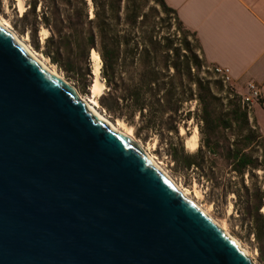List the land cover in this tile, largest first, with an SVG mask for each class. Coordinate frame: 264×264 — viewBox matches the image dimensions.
Returning <instances> with one entry per match:
<instances>
[{"label": "water", "instance_id": "obj_1", "mask_svg": "<svg viewBox=\"0 0 264 264\" xmlns=\"http://www.w3.org/2000/svg\"><path fill=\"white\" fill-rule=\"evenodd\" d=\"M0 264L253 262L0 25Z\"/></svg>", "mask_w": 264, "mask_h": 264}, {"label": "trees", "instance_id": "obj_2", "mask_svg": "<svg viewBox=\"0 0 264 264\" xmlns=\"http://www.w3.org/2000/svg\"><path fill=\"white\" fill-rule=\"evenodd\" d=\"M27 1L29 8L23 18H32V33L38 35L41 26L50 31L44 55L83 88L93 77L90 55H99L101 77L107 87L100 103L107 112L133 125L138 135L157 136L184 170L203 176L205 163L216 164L217 157L232 166L239 188L236 195L243 202L241 212L264 262V188L258 182L246 184L245 179L246 173L254 179V171H264V137L251 131L241 95L236 93V100H230L226 124H222L224 115L217 111L215 96L199 75L203 66L200 57L186 36L177 46L163 33L161 20L157 21L159 11H144L148 0ZM155 3L161 12L173 16L179 29L189 32L165 0ZM196 41L202 49L197 37ZM193 102L197 104L201 140L198 150L190 153L184 148L180 127L193 118ZM235 123L251 133L234 148V143L221 139L215 130L231 129ZM252 139L263 149L262 161L245 151Z\"/></svg>", "mask_w": 264, "mask_h": 264}, {"label": "rangeland", "instance_id": "obj_3", "mask_svg": "<svg viewBox=\"0 0 264 264\" xmlns=\"http://www.w3.org/2000/svg\"><path fill=\"white\" fill-rule=\"evenodd\" d=\"M27 2V0H0V19L7 23V29L9 32H11L13 36L17 37L21 43L27 45L28 48L35 53L39 60L45 63L47 67L54 70L67 84L73 87L76 90L79 99H81L88 107L91 104L95 106V99L98 102V106L96 107L97 110L106 120L109 121L110 124L121 130L131 128L133 130L134 140L142 146L143 150L147 154H150L155 158L159 165L188 194L189 198L194 201L195 204L200 206L203 211L207 212L219 225L225 227L232 238L239 241L243 250L248 252L253 264H264V262L261 261L255 239L249 231L248 221L245 217H243L241 212L243 202H241L236 195V191L239 188H237V176L232 171V166L217 157L216 164H212L211 162L205 163L203 176H198L192 171L184 170L178 166L176 161L172 159L166 145L159 143V138L157 136L146 137L145 133L138 135L137 130L133 125H130L125 120L115 117L107 112L100 103V98L105 93L107 88L101 74L100 79L104 83L101 95L97 98V96L92 94L91 87L94 84L95 76L93 74V62L91 57L90 67L93 75L92 81L89 86L83 88V86L78 83L76 79L60 70L58 66L50 60V58L44 55V42L50 35V31L44 26H41L38 35L32 33L29 25L32 18L29 17L26 20L23 18L25 11L29 8ZM153 8H156L157 11H159L157 13V21L161 20L164 27H162L163 33L171 36V38L175 40V45L177 46L181 44L182 38L186 36L187 40L191 43L192 48L200 57V60L203 63V66L199 71L200 78L209 84V87L215 96L214 104L218 107L217 111L224 115L221 123L225 125L227 119L225 114L228 113L230 109L229 102L230 100H236V86L232 83V81L224 83L222 78L215 73L213 65L205 59L203 50L197 43L194 32L188 30L189 32L185 33L183 30L179 29L178 22L174 20L173 16H167L161 12L159 8H157L155 0H148L144 7V11L149 12V10ZM89 10L90 16H93V7L91 2H89ZM191 110L193 111V118L189 120L186 125H181L180 136L183 139L185 150L187 152L194 153L197 149L194 151L188 149L186 147V140L193 134L194 130L197 129L200 146L201 133L200 123L197 117L198 113L196 102L191 104ZM117 121H122L125 123V126L128 127L125 128L121 124H118ZM249 125L251 131H257L264 137V131H262L260 126L257 124L254 118V113H252V120L250 119ZM215 132L221 137V139L229 140L230 143H234V148L241 146V141L243 140L242 137L251 133L248 130H245L239 123H235L233 127L228 130H220V128H217ZM249 143L250 144L245 151L250 153L254 159L262 161V147H260L259 143H256L253 139L249 140ZM210 156L213 157V155ZM254 174L256 177L252 179L249 174L246 173V184L258 182L264 188V171L256 170L254 171Z\"/></svg>", "mask_w": 264, "mask_h": 264}, {"label": "crops", "instance_id": "obj_4", "mask_svg": "<svg viewBox=\"0 0 264 264\" xmlns=\"http://www.w3.org/2000/svg\"><path fill=\"white\" fill-rule=\"evenodd\" d=\"M165 1L195 33L205 59L230 68L239 92L257 85L262 103H255L252 113L264 131V0Z\"/></svg>", "mask_w": 264, "mask_h": 264}, {"label": "bare ground", "instance_id": "obj_5", "mask_svg": "<svg viewBox=\"0 0 264 264\" xmlns=\"http://www.w3.org/2000/svg\"><path fill=\"white\" fill-rule=\"evenodd\" d=\"M0 25L2 27H4L6 30L7 29V23L3 20L0 19ZM9 31V30H8ZM46 32V31H45ZM15 37V36H14ZM15 39L26 49V51L44 68L46 69L47 71H49L51 74L55 75L56 77H60L54 70L50 69V67H47V65H45V63H43L41 60L38 59V57L35 55V53L32 52V50H30V48H28L27 45H24L23 43H21V41H19V39L17 37H15ZM91 59H92V62H93V73H94V76H95V79H94V84L93 86L91 87V90H92V94H94V96H97V98L101 95V91H102V88L104 87V83L101 81L100 79V74H101V67H102V63H101V59L99 57V55H97L96 53L92 52L91 53ZM61 78V77H60ZM95 106H93L91 103V105H89V110L100 120H103L105 121L106 123H108L110 125L111 128H113L114 130H116L117 132H120V133H123L125 135H127L128 137H130L132 140H134V137H133V130L131 128H127L126 130H121L115 126H113L112 124L109 123L108 120H106L100 113L99 111L97 110V106H98V102L97 100H95ZM118 124H121L122 126H124L125 128L128 127V126H125V123H123L122 121H117ZM135 141V140H134ZM140 146V149L145 153L146 157L151 160L159 169H161L164 174L175 184V186L183 193V195L188 199L190 200L191 202L194 203V201H192L188 194L170 177V175L159 165V163L155 160L154 157H152L150 154H147L141 145ZM186 147L190 150H198V147H199V135H198V130L195 129L193 134L191 136H189L186 140ZM195 204V203H194ZM199 209L200 206H198L197 204H195ZM202 210V209H201ZM203 211V210H202ZM264 211V209H263ZM208 217H210V215L203 211ZM211 218V217H210ZM212 219V218H211ZM213 220V219H212ZM215 223H217L215 220H213ZM218 224V223H217ZM219 225V224H218ZM219 227L229 236V238H231L237 245L238 247L243 250L242 246L239 244V241H236L234 238H232V236L229 235L228 231L226 230L225 227H222L221 225H219ZM244 251V250H243ZM245 254L249 256L248 252L245 250L244 251Z\"/></svg>", "mask_w": 264, "mask_h": 264}, {"label": "built area", "instance_id": "obj_6", "mask_svg": "<svg viewBox=\"0 0 264 264\" xmlns=\"http://www.w3.org/2000/svg\"><path fill=\"white\" fill-rule=\"evenodd\" d=\"M213 70L217 75H219L222 78L224 83H229L232 81L230 68L213 65ZM236 92L241 95V102L243 106L247 107L250 119L252 120L253 105L255 103H259L260 100L262 99L260 89L257 87V85L253 83H249L247 85L246 93H241L238 90Z\"/></svg>", "mask_w": 264, "mask_h": 264}]
</instances>
